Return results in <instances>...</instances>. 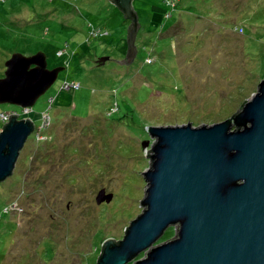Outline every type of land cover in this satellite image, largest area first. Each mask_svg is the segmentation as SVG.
<instances>
[{"label": "rangeland", "instance_id": "obj_1", "mask_svg": "<svg viewBox=\"0 0 264 264\" xmlns=\"http://www.w3.org/2000/svg\"><path fill=\"white\" fill-rule=\"evenodd\" d=\"M133 7L137 54L121 65L129 24L107 0H0V79L13 54L43 52L50 70L65 67L35 115L0 105V130L9 112L39 128L0 182V264H97L103 243L122 241L142 214L156 141L148 128L219 125L257 95L264 0ZM102 193L110 199L98 203ZM175 234L169 228L155 246Z\"/></svg>", "mask_w": 264, "mask_h": 264}, {"label": "water", "instance_id": "obj_2", "mask_svg": "<svg viewBox=\"0 0 264 264\" xmlns=\"http://www.w3.org/2000/svg\"><path fill=\"white\" fill-rule=\"evenodd\" d=\"M107 1L130 21L126 58L116 61L130 64L140 29L135 0ZM63 71L50 70L43 52L13 54L0 79V105L33 109ZM33 132L31 120L9 117L0 132V182L13 173ZM147 132L156 141L146 154L150 168L141 173L147 184L142 214L129 222L122 241L103 243L97 264H128L144 252L134 264H264V80L255 98L222 124ZM171 227L174 239L155 246Z\"/></svg>", "mask_w": 264, "mask_h": 264}, {"label": "trees", "instance_id": "obj_3", "mask_svg": "<svg viewBox=\"0 0 264 264\" xmlns=\"http://www.w3.org/2000/svg\"><path fill=\"white\" fill-rule=\"evenodd\" d=\"M151 9H153V8L150 7V11H151ZM136 13H137V12H136ZM168 13H169V12H168ZM168 13H166V15H167ZM122 15H123V14H122ZM137 15H138V13H137ZM166 15H165V17H164V23L167 22V23H168L167 26L169 27V24H170L169 22H171V20H170V19H169V20H168V19L165 20V19L167 18ZM170 16H171V15H170ZM126 22H128V24H130V21H126ZM138 22H139V24H140V21H139V15H138ZM164 23H162L161 25H162V26H166ZM140 26H141V24H140ZM167 26H166V27H167ZM157 28H159V30H162V28L160 27V25L157 26ZM157 28H156V29H157ZM237 30H240L242 33L244 32L243 28H238ZM126 39H127V37H126ZM135 45H136V44H135ZM126 48H127V44H126ZM58 53H61V56H62V52H61V51H57V54H58ZM20 112L22 113V110H21V109H20ZM9 113H10V112H9ZM4 114H7V113H4ZM33 114H34V112H33ZM33 114H32V116H33ZM34 115H35V114H34ZM44 116H46V114H44V115L41 116V117H40V116H35V117L33 116V117L36 118V120H39L40 123H41V121H42V119H43ZM116 242L118 243V241H116Z\"/></svg>", "mask_w": 264, "mask_h": 264}, {"label": "clouds", "instance_id": "obj_4", "mask_svg": "<svg viewBox=\"0 0 264 264\" xmlns=\"http://www.w3.org/2000/svg\"><path fill=\"white\" fill-rule=\"evenodd\" d=\"M3 77H4V74H3ZM2 77V78H3ZM28 111H32L33 112V110L31 109V110H26V111H22V112H28ZM5 116L3 117V121H6V123H8V121H9V117H11L12 115H16L15 113H7V114H4ZM17 116V115H16ZM45 118H48V117H46V116H44ZM44 117H43V119H44ZM17 120L19 121V119L17 118ZM28 120H30V119H28ZM32 121V120H31ZM33 122V124H34V122L35 121H32ZM6 123H4V125L6 124ZM4 125H3V127H4ZM40 126V125H39ZM3 127H1L2 129H3ZM2 130H0V132H1ZM39 132V128L37 127H35V125H34V132L31 134V136H35L36 135V133H38ZM30 136V137H31ZM29 137V138H30ZM28 138V139H29Z\"/></svg>", "mask_w": 264, "mask_h": 264}]
</instances>
